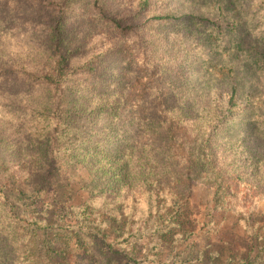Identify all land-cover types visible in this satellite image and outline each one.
Instances as JSON below:
<instances>
[{
    "label": "trees",
    "instance_id": "1",
    "mask_svg": "<svg viewBox=\"0 0 264 264\" xmlns=\"http://www.w3.org/2000/svg\"><path fill=\"white\" fill-rule=\"evenodd\" d=\"M192 179L254 257L171 254ZM0 264H264V0H0Z\"/></svg>",
    "mask_w": 264,
    "mask_h": 264
},
{
    "label": "rangeland",
    "instance_id": "2",
    "mask_svg": "<svg viewBox=\"0 0 264 264\" xmlns=\"http://www.w3.org/2000/svg\"><path fill=\"white\" fill-rule=\"evenodd\" d=\"M198 1V0H197ZM214 79H211L213 82ZM144 83L131 92L132 101H140L144 95ZM147 111L140 112L144 118ZM63 179L73 191V204L75 207L84 203L89 198L88 185L90 177L88 171L81 165H69L63 174ZM257 218L261 220V212ZM178 236H170L169 244L180 241L178 248L173 247L171 254L177 253L187 257L190 254L198 257L202 253L211 262H222L233 259L235 263L254 257L258 253V244L247 239L238 225L234 216L226 209L223 203L214 199V189L211 184L202 183L192 179L191 208L181 219ZM168 252V251H167ZM175 257V256H174Z\"/></svg>",
    "mask_w": 264,
    "mask_h": 264
}]
</instances>
